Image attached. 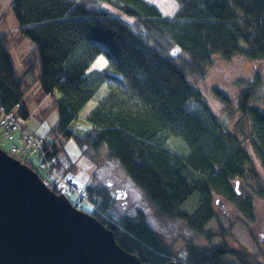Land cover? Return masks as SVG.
Returning a JSON list of instances; mask_svg holds the SVG:
<instances>
[{
	"label": "trees",
	"instance_id": "16d2710c",
	"mask_svg": "<svg viewBox=\"0 0 264 264\" xmlns=\"http://www.w3.org/2000/svg\"><path fill=\"white\" fill-rule=\"evenodd\" d=\"M176 2L179 10L171 19L146 0H11L10 8L17 34L33 43L25 65L30 72L39 67L36 83L57 108L52 132L74 137L98 170L108 160L118 164L158 214L184 220L210 241L208 248L188 242L184 254L174 256L142 214H117L110 192L88 184L89 199L84 202L93 207L89 214L114 232L119 246L143 264H236L228 258L238 264H262L247 250L212 243L233 229L231 225L227 231L219 220L214 197L221 196L253 222V197L238 196L234 180L248 173L257 180L256 195L261 198L264 187L256 172L245 168L251 159L243 143L218 119L192 78L206 79L216 56L226 61L242 57L256 65L264 61V0ZM11 36L0 33V99L22 123L29 118L30 84L14 68ZM102 55L107 67L92 71ZM258 78L236 96V118L250 122L247 140L264 172ZM212 92L218 101L232 105L233 98L220 88ZM93 100L96 106L87 118L92 128L77 135L70 125ZM45 145L49 158L58 156L55 143L45 140ZM29 163L33 168L31 159ZM35 171L62 194L60 186L49 184V169L39 166ZM42 171L48 176L42 177ZM70 195L81 202L78 195ZM191 202L196 207L190 212L186 207ZM213 219L219 230L206 232Z\"/></svg>",
	"mask_w": 264,
	"mask_h": 264
},
{
	"label": "rangeland",
	"instance_id": "374dc122",
	"mask_svg": "<svg viewBox=\"0 0 264 264\" xmlns=\"http://www.w3.org/2000/svg\"><path fill=\"white\" fill-rule=\"evenodd\" d=\"M146 1L156 5L167 19L175 17L179 10L176 0ZM10 4L11 0H0V33L7 32L13 34L11 36L13 42L10 47V53L14 68L18 76L26 78L30 84V93L26 97L29 118L21 119V126L28 134L41 137L48 143H55L59 149L58 156H55L57 162L52 171L55 182L49 176V180L51 181L49 184L57 185L56 183H58L62 188L66 182L69 188L72 189L74 181H77L83 193L85 186L88 184H91L95 189L100 191L107 189L110 192V197L115 201L117 214H126L131 217L142 214L145 222L155 231L160 243L165 248H168L174 256L184 254L185 246L188 242L197 248H208L210 241L203 236L206 234L200 235L195 233L184 220L170 219L167 216L158 214L152 203L148 201L140 189L128 180L125 173L120 170L118 164L108 162V160L98 170L97 164L83 154L74 137L67 138L60 133L52 132L58 122V111L53 105L52 96L42 93L36 83L39 67H35L30 72V69L25 65L33 43L28 38L17 34L18 28ZM109 11L115 13L112 9ZM107 64V59L102 55L92 65L91 70H103L107 67ZM257 75L260 76L258 79L262 81L260 86L261 92L259 93L262 98L259 97L258 107L264 109V61L258 62L256 65V63L248 62L242 57L226 61L216 56L214 64L209 70L208 77L204 80L193 77L192 82H195L203 90L205 99L209 101V105L215 115L219 117L218 119L223 122L230 132L236 134L243 143V148L249 153L251 159V163L247 164L245 168L246 170H254L257 177L261 178L262 186L264 187V172L259 161L253 155L254 151L251 143L247 140L251 133L250 122L245 118L241 120L236 118L239 115L236 96L246 88L248 82L252 83L255 80L254 77ZM215 87L220 88L233 98L231 106L223 104L214 97L212 89ZM56 95L58 96V94ZM95 106L96 102L94 100L89 102L80 113L78 120L70 125V129L74 133L83 135L92 128L87 118ZM10 146L11 143L8 141L5 131L0 129V147L8 152L10 151ZM14 157L24 163L25 157L23 155L17 154ZM28 157L33 162V168L35 170L39 169L41 164L39 157L35 154ZM24 164L32 168L29 162L26 161ZM41 173L44 178L48 176L45 171ZM256 182L257 180L250 177L248 173L243 178L234 180L235 188L236 184L239 183L238 190L241 195L253 197L256 210L253 222L246 220L232 204L228 203L221 196L214 197V211L219 220H221L222 225L227 231L231 225L233 229L225 238L217 237L212 243L216 245L223 242L230 250H247L251 254L257 255L262 264H264V198L256 195ZM45 183L47 184L46 181ZM50 189L52 190V188ZM62 190L66 192L64 187ZM83 193H79V195L84 196ZM88 199L86 198L85 200L88 201ZM69 200L74 205L84 208L87 213H91V210L93 211V207L88 202L82 200L80 202L75 195H70ZM195 207L196 202H191L187 204L186 209L191 212ZM211 230H219L215 219L205 228L206 232ZM228 260L238 264L235 259L228 258Z\"/></svg>",
	"mask_w": 264,
	"mask_h": 264
},
{
	"label": "water",
	"instance_id": "95a60500",
	"mask_svg": "<svg viewBox=\"0 0 264 264\" xmlns=\"http://www.w3.org/2000/svg\"><path fill=\"white\" fill-rule=\"evenodd\" d=\"M0 264L143 262L122 249L100 220L54 193L35 170L0 147Z\"/></svg>",
	"mask_w": 264,
	"mask_h": 264
},
{
	"label": "built area",
	"instance_id": "2783aa9c",
	"mask_svg": "<svg viewBox=\"0 0 264 264\" xmlns=\"http://www.w3.org/2000/svg\"><path fill=\"white\" fill-rule=\"evenodd\" d=\"M0 129H3L5 131L8 141L11 143L10 151H8L11 156H15L17 154L23 155L25 157V161L29 162V155H38L39 160L41 161L42 159L40 167L42 169H49V176H51V179H53L55 182V179L52 176V171L55 168L57 158L51 156L50 158L48 157V151L46 150L45 140L28 134L21 126V122L19 121L16 114L8 112L6 107L2 104L1 99ZM56 184L59 186L58 183ZM63 187L66 192L62 190L64 192L62 194H65L66 196L71 192L73 194L78 195L82 201H86V198L88 199L85 189L83 193V190L79 185V182L77 181H74L72 189L69 188L66 182ZM79 193H83L84 196H80Z\"/></svg>",
	"mask_w": 264,
	"mask_h": 264
},
{
	"label": "crops",
	"instance_id": "0c3cea01",
	"mask_svg": "<svg viewBox=\"0 0 264 264\" xmlns=\"http://www.w3.org/2000/svg\"><path fill=\"white\" fill-rule=\"evenodd\" d=\"M35 136V135H34ZM37 137V136H36Z\"/></svg>",
	"mask_w": 264,
	"mask_h": 264
},
{
	"label": "flooded vegetation",
	"instance_id": "af4514ba",
	"mask_svg": "<svg viewBox=\"0 0 264 264\" xmlns=\"http://www.w3.org/2000/svg\"><path fill=\"white\" fill-rule=\"evenodd\" d=\"M116 202H118V201H116Z\"/></svg>",
	"mask_w": 264,
	"mask_h": 264
}]
</instances>
